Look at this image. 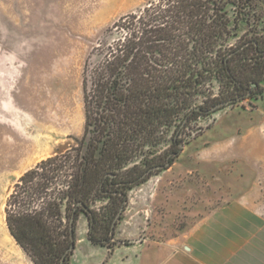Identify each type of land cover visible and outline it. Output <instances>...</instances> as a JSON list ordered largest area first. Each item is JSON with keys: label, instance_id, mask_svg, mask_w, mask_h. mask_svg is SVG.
Listing matches in <instances>:
<instances>
[{"label": "trees", "instance_id": "16d2710c", "mask_svg": "<svg viewBox=\"0 0 264 264\" xmlns=\"http://www.w3.org/2000/svg\"><path fill=\"white\" fill-rule=\"evenodd\" d=\"M254 1L150 0L106 30L82 69V136L5 200L8 233L33 264H69L81 216L91 244L128 245L111 229L129 192L174 164L198 121L263 96Z\"/></svg>", "mask_w": 264, "mask_h": 264}, {"label": "rangeland", "instance_id": "374dc122", "mask_svg": "<svg viewBox=\"0 0 264 264\" xmlns=\"http://www.w3.org/2000/svg\"><path fill=\"white\" fill-rule=\"evenodd\" d=\"M149 1L0 0V264L7 250L33 264L8 233L5 200L24 172L82 136L84 62L113 23ZM254 3L262 34L264 0ZM248 29L241 24L239 34ZM242 105L198 121L200 134L175 162L192 166L205 145L229 140L240 144L246 133L248 143L257 140L264 131V93Z\"/></svg>", "mask_w": 264, "mask_h": 264}, {"label": "crops", "instance_id": "0c3cea01", "mask_svg": "<svg viewBox=\"0 0 264 264\" xmlns=\"http://www.w3.org/2000/svg\"><path fill=\"white\" fill-rule=\"evenodd\" d=\"M249 135L205 145L192 166L178 160L131 190L114 229L128 245L91 244L81 216L69 264H264V131Z\"/></svg>", "mask_w": 264, "mask_h": 264}, {"label": "water", "instance_id": "95a60500", "mask_svg": "<svg viewBox=\"0 0 264 264\" xmlns=\"http://www.w3.org/2000/svg\"><path fill=\"white\" fill-rule=\"evenodd\" d=\"M223 106H225V105H224V104H223V105H220V107H223ZM121 214H122V210L118 213V215L116 216V218H115V220H114V222H113L112 229H111V234H112V235L114 234V228H115V225H116L117 221L119 220V217H120ZM70 238H71V240L74 239L72 233H71ZM73 249H74V243L72 242V244H71V246H70V248L68 249L67 252L72 251Z\"/></svg>", "mask_w": 264, "mask_h": 264}]
</instances>
